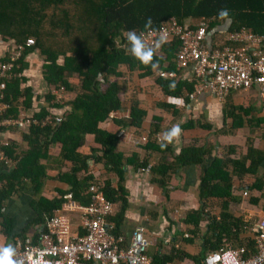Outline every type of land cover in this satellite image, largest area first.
I'll return each instance as SVG.
<instances>
[{
	"label": "trees",
	"instance_id": "obj_1",
	"mask_svg": "<svg viewBox=\"0 0 264 264\" xmlns=\"http://www.w3.org/2000/svg\"><path fill=\"white\" fill-rule=\"evenodd\" d=\"M222 8L229 11L228 24L218 17ZM149 18L152 25L145 27ZM200 19L208 21L206 30L210 32L211 46H221L224 33L242 27L254 34L263 35L264 0H0V41L12 42L20 47V55L14 58L12 68L8 71L19 77L12 75L10 80L5 81L3 103L8 109L1 117L15 120L19 115L18 106L21 109L30 108L31 90L20 89L25 79L22 73L27 67L25 58L30 54H35L42 60L41 77L48 92L49 89H63L64 98L67 99L63 105L51 104L54 102L53 97L47 95L44 100L49 107L48 111L40 110L31 118H27L36 122L35 125H30L27 134L22 136L29 150H33L32 155L23 158L21 156L17 160L10 145L2 149L4 155L14 162V169L8 175H0V233L7 238V244H12L15 249L17 241L22 249L36 244V241L32 244L26 243L22 233L35 224L43 227L45 219L50 218L51 212L60 210L61 204L68 196L82 205L88 204L89 197L84 192L93 177L86 176L79 182L77 174L87 170L89 159L95 164H101L106 171L118 177L117 189L112 188L109 181H105L100 191L114 206L119 205L118 212L110 216L108 222L113 223L112 234L121 236L120 223L127 202L123 187L126 167L144 170L153 163L150 170L154 175L161 176L155 181L164 187L168 181L167 175L175 173L177 169L199 167L210 157L211 150L183 143L177 150L178 154L174 155L170 162L168 159H171L169 157L172 149L169 144L162 148L164 141L158 138L162 134L163 118L153 115V109L141 108L139 101L128 92L126 85L133 73H137L140 80L151 76L153 71L151 64L145 66L130 55L126 37L128 31L159 28L171 20L190 27ZM29 39L32 45H26ZM178 49V42L173 41L156 51L152 61L158 65L156 69L164 72L174 71L173 59ZM9 57L10 54L4 55L0 62H7ZM154 84L165 97L170 100L181 98L184 104H189L188 96L194 93L193 83L156 78ZM161 107L165 111L173 109V115H177L173 105ZM230 109L232 112L224 114H228L231 120V134L245 127L246 119V127L250 130L255 124L264 125L263 119H255L254 108ZM235 112L238 115H235ZM118 113L126 115L125 120H115L120 132L128 130L136 136L147 134L146 144L142 147L145 153L143 161L136 153L119 154L116 148L120 143L121 134L100 129L101 124L112 120L111 116ZM56 118H60L61 122L56 124ZM43 121L45 125L40 126ZM147 122L148 130L145 128ZM187 124L181 126V130L192 127L189 122ZM198 128L204 131L211 129L204 124H198ZM2 131L0 129V134ZM86 136H92L94 143L100 147L99 158L93 156V149L90 156L78 153L85 143ZM53 145L60 146L62 160L72 163L69 173L58 176L59 181H67L70 184L69 191L57 190L58 196L52 200L40 197L31 200L35 219L26 225L20 234L9 237L12 223L1 214L2 202L23 185L30 184L34 191L40 187L44 169L36 167V163L44 158L47 148ZM246 148V154L238 158H229L230 154L234 153L233 150L228 151L229 155L220 152L213 156L199 179V200L208 197L222 199L221 213L217 220L202 214L201 207L188 212L183 220L195 230L200 221H207L206 231L201 237L200 252L190 256L180 250L170 249L167 255L152 256L153 264H166L183 259H188L192 264H199L207 253L221 248L224 239L234 248L247 246L251 249V254L254 252L253 238H246L244 243L240 240V235L248 231L249 225L242 217H236L228 211V201L238 202L240 199V196L231 193L230 175H235L240 180L247 174L255 177V181L247 189H244L242 184L243 189L236 192L262 191L264 185V177L258 175L259 169L264 171V151L253 148L250 138L247 139ZM163 153L166 156L161 155L162 161H153V156ZM0 169L3 168L0 166ZM92 183L97 184V181ZM258 200L251 198L254 203Z\"/></svg>",
	"mask_w": 264,
	"mask_h": 264
},
{
	"label": "crops",
	"instance_id": "obj_2",
	"mask_svg": "<svg viewBox=\"0 0 264 264\" xmlns=\"http://www.w3.org/2000/svg\"><path fill=\"white\" fill-rule=\"evenodd\" d=\"M5 51L6 44L0 41V54H4ZM25 63L27 67L24 69L25 72L22 73V77L25 79L23 84L20 85V89H30L32 98L30 100V108L21 109V107L18 106L19 115L17 119L31 118L40 110L48 111L49 109L44 100V93H48V90L41 77L40 69L42 60L37 55L30 54L25 58ZM36 71L38 73L37 75ZM153 71L155 72V70ZM154 80V73L140 80L138 79L137 73H133L130 81H127V90L139 101L141 108L146 110L153 109L151 111L153 115L163 118L162 133L167 132L174 125H179L181 127L188 125V122L192 125L189 129H182L180 137L174 139L173 142L169 144L172 151L171 157H169L171 159L168 160L172 162V157L178 154L177 150L183 143H190L196 147H204L211 150L210 157L204 160L199 167L181 168L177 169L175 173L167 175L166 178L168 181L164 187H161L156 182L161 176L154 175L150 170L153 163H150V165L146 167L149 169L148 173L142 172L139 169L135 170L132 167H126L124 169L123 187L127 202L124 217L120 223L119 234L124 237H129L137 227H142L145 231L146 238L150 242L148 255L151 258L155 255H167L170 249H177L187 255L195 256L200 252L201 237L206 231L207 221H200L195 230L191 224H185L183 222L186 214L190 211H196L201 207L203 211L202 214L217 220L221 213L220 206L222 204V199L215 197L199 200L198 184L204 169L207 168L212 157L220 152L229 155L230 153L228 151L233 150L234 153L230 154V159L245 155L248 138L252 140L253 148L264 151V125L255 124L254 128L250 130L246 127V122L248 120L246 119L244 122L245 127L235 131L231 135L230 133L223 132L224 127L228 125V123L229 130L231 128V120L228 114L224 113L232 112L230 109L231 107H243L245 109L254 108L256 113L255 119H263L264 121V102L258 98L256 92L230 93L225 97V101L222 105L217 104L207 96L195 97L193 99V105H197L194 106L193 109L196 112L193 111L192 113L191 109L193 106L191 107V103L184 104L181 98L176 100L168 99V97H165L161 90L155 86ZM49 92H51L52 96V89H49ZM167 104L174 106V111L177 112V115H173V109H170L171 111H165L161 107ZM187 106H189V108ZM213 107H217L220 112L221 121L218 127L214 126L211 122L214 113ZM168 112H170L172 116L168 115ZM51 113L58 114L59 112ZM235 115H238V113L235 112ZM111 118L112 120L110 119L104 124H101L100 129L113 134H121L120 143L116 151L121 155L136 153L139 155V159L143 161L145 153L142 151V147L145 146L144 143L147 134L136 136L132 132H128V130L120 132V128L116 125L115 120H125L126 115L124 113L112 115ZM43 123L44 121L40 126H43ZM198 124L208 125L211 129L209 131L201 130L198 128ZM148 125L149 123L147 122L145 127L146 130H148ZM27 131L28 127L23 129L7 127L0 134L1 141L8 146L10 145L13 150V155L17 160H19L21 156L23 158L33 153V150H29L26 142L22 139V136L27 134ZM158 138L162 140V135L160 134ZM92 149L95 152L93 156L99 158L100 147L94 143V138L92 136H86L85 143L83 147L78 150V153L83 156H90L92 154ZM226 150L227 152H224ZM161 155L164 156L165 154L153 156V161H160ZM87 164V170L78 173L77 180L80 182V180L86 178V176H91L93 177L92 182L97 181V184L91 182L87 189H85L84 193L89 197V202L87 204L89 205L94 199V195L90 191L91 187L94 185H101L103 188L104 182L109 181L111 187L117 189L118 177L116 174L106 171L101 164H95L93 160L89 159ZM24 166L26 167V165ZM36 167H43L44 169L40 187L34 191L30 184L23 185L18 191L13 192L8 199L2 202L3 207L1 214L3 217L9 218L12 223L9 237L20 234L25 229V226L31 224L35 219L36 214L31 207V200L38 197L45 200H52L58 196L57 190L69 191L70 184H68L67 181H59L58 176L69 173L72 163L61 159L59 145L48 147L44 153V158L36 163ZM11 170L0 169V175H8ZM258 175L264 177V171L259 169ZM230 177L232 179L231 193L240 196V199L238 202L229 200L228 211L236 217H242L243 221L249 225L248 231L240 235V240L244 243L247 241L246 238H252L250 229L254 222L264 214V185L262 191L252 190L251 192H236L237 190L243 189L242 184L244 185V189H247V187L255 181V177L251 174H247L243 180H240L235 175H230ZM103 197L105 198L104 195ZM251 198L259 200L257 203H254L251 201ZM87 205H82L76 200L70 199L68 196L66 201L61 204L60 214L68 219L73 229H76L79 227V207H85ZM118 206L119 205L114 206L111 216L118 212ZM53 214L54 211L51 212L49 217ZM110 223L113 226L112 221ZM40 226L37 224L32 225V227L28 228L27 232L22 233L26 243L32 244L35 242L37 235L36 228ZM0 245H7V238L1 233ZM166 264L192 263L188 259H183L182 261L174 260Z\"/></svg>",
	"mask_w": 264,
	"mask_h": 264
},
{
	"label": "built area",
	"instance_id": "obj_3",
	"mask_svg": "<svg viewBox=\"0 0 264 264\" xmlns=\"http://www.w3.org/2000/svg\"><path fill=\"white\" fill-rule=\"evenodd\" d=\"M207 24L206 19H200L189 27L171 20L162 27L137 32L149 47H153L161 35H166L162 46L178 42L174 71L159 70L156 78L193 83L195 90L189 96L193 103L195 97L202 96L222 103L231 92H256L264 101V34L257 35L242 27L224 33L221 46H211ZM26 45H32V41L27 40ZM19 50V46L13 45L9 60L0 62L2 130L7 127L23 129L36 124L34 120L1 117L8 109L3 103L5 81L19 76L8 73L14 58L20 55ZM52 97L54 102L51 104L65 99L63 89L53 91ZM55 122L58 124L61 119L56 118ZM7 146L0 139V166L9 171L14 169V163L2 152ZM142 171L148 172V169ZM101 189V185L91 187L94 199L89 205L79 207L78 228L73 229L68 219L60 214L61 210H56L45 220L43 227L36 228V244L22 249L19 241L16 242L14 259H22L23 264H153L148 255L150 242L142 227H137L129 237L112 234L113 226L108 218L114 204L103 197ZM250 232L254 241L252 254L247 246L234 248L225 239L221 248L207 253L199 264H264V214L254 222Z\"/></svg>",
	"mask_w": 264,
	"mask_h": 264
},
{
	"label": "clouds",
	"instance_id": "obj_4",
	"mask_svg": "<svg viewBox=\"0 0 264 264\" xmlns=\"http://www.w3.org/2000/svg\"><path fill=\"white\" fill-rule=\"evenodd\" d=\"M218 17L221 20H223L225 23H228L229 19H230L229 11L226 8L220 9L218 12ZM151 25H152V20H151V18H149L145 23V27H151ZM208 34L210 37V32H208ZM126 37H127V41L129 44L128 51H129L130 55L133 58H135L136 60H138L140 63L144 64L145 66L151 64V67L153 68V70H155V72L152 71V73H154V75H155L156 72L159 70L156 69L158 67V65L156 63H152L153 57L155 55L156 50H158L162 46V44L166 42V35H161L159 40L155 43V45L153 47H149L144 42V40L142 39V36L138 35L135 30L128 31L126 33ZM155 79H156V76H155ZM231 93H249V92H231ZM257 96H258V94H257ZM258 98H259V96H258ZM212 100H214V99H212ZM188 101H189V103L192 104L191 107L193 106L191 109V111L193 113V111H194L193 108H194L195 104L193 105V102L189 100V96H188ZM224 101H225V99H224ZM224 101L222 103H217L216 101L215 102L217 104L222 105L224 103ZM262 102H264V101H262ZM187 107L189 108V106H187ZM194 112H196V111H194ZM161 135H162V140L164 141V143L161 144V147L163 148V147H166L167 144L172 143L174 139H178L180 137L181 128L179 125H174L170 130L162 133ZM144 144H146V139H145ZM142 172H144V171H142ZM148 172H149V169H148ZM148 172H146V173H148ZM16 255H17L16 249L13 247L12 244L9 243L7 245H0V264H23L22 259H14V257H16Z\"/></svg>",
	"mask_w": 264,
	"mask_h": 264
},
{
	"label": "rangeland",
	"instance_id": "obj_5",
	"mask_svg": "<svg viewBox=\"0 0 264 264\" xmlns=\"http://www.w3.org/2000/svg\"><path fill=\"white\" fill-rule=\"evenodd\" d=\"M6 44V51H5V53L4 54H0V57H3L4 55H9V54H11L12 53V51H13V44H12V42L11 43H9V42H7V43H5ZM59 63H60V59H59ZM41 70V69H40ZM38 73H37V71H36V75H37ZM45 94V96H47V95H51V92H45L44 93ZM67 101H65V99H63V100H61L58 104L59 105H63L64 103H66ZM213 118L211 119V122H212V124L214 125V126H219L220 125V121H221V119H220V112H219V110H218V108L217 107H213ZM223 132H225V133H230V130H229V123H228V125H226L225 127H224V129H223ZM231 134V133H230ZM232 135V134H231ZM111 173V172H110Z\"/></svg>",
	"mask_w": 264,
	"mask_h": 264
},
{
	"label": "water",
	"instance_id": "obj_6",
	"mask_svg": "<svg viewBox=\"0 0 264 264\" xmlns=\"http://www.w3.org/2000/svg\"><path fill=\"white\" fill-rule=\"evenodd\" d=\"M228 23H229V22H228ZM228 23H227V24H228Z\"/></svg>",
	"mask_w": 264,
	"mask_h": 264
}]
</instances>
